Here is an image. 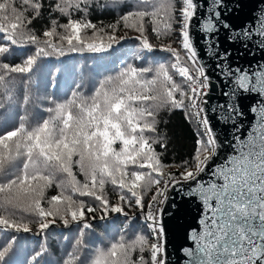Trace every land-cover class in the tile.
Segmentation results:
<instances>
[{"label": "snow or ice", "instance_id": "6c2138e0", "mask_svg": "<svg viewBox=\"0 0 264 264\" xmlns=\"http://www.w3.org/2000/svg\"><path fill=\"white\" fill-rule=\"evenodd\" d=\"M239 7L230 0H0V56L34 46L22 63L0 62V211L11 212L0 215V232L15 233L0 241V264H47V243L29 251L19 234L45 235L57 220L77 234L56 264H168L160 220L177 197L198 207L181 264H264V7L234 25ZM106 13L112 23H93ZM124 41L135 42L136 61L161 51L167 62L127 63L91 92L82 81L62 100L34 95L44 58L105 54ZM245 55L253 60L240 63ZM36 103L48 106L46 118L34 121ZM176 110L194 145L170 164L159 117ZM53 187L59 191L49 196ZM124 206L136 210L131 217ZM97 212L101 220L123 214L141 228L93 247L86 236Z\"/></svg>", "mask_w": 264, "mask_h": 264}, {"label": "trees", "instance_id": "16d2710c", "mask_svg": "<svg viewBox=\"0 0 264 264\" xmlns=\"http://www.w3.org/2000/svg\"><path fill=\"white\" fill-rule=\"evenodd\" d=\"M113 15H94L92 17L93 23L110 24L113 22ZM35 28L41 29L40 22H36ZM90 34V33H89ZM119 34H123L121 31ZM128 35H134L129 32ZM0 43H4L0 38ZM34 54V46L26 45L23 48L13 46L10 54L0 56V62H7L10 65L15 62H23L28 55ZM137 54V46L133 41H124L122 45H114L113 49L105 54H69L65 57H49L40 61V75L37 77V84L33 89L34 95L40 98L45 96L56 97L57 99H64L70 95L74 90L76 84L83 83L86 86V92H91L92 86L104 80L106 77L115 76L121 67L127 63H135L137 66H148L149 64H156L158 62H167L168 54L161 51H154L152 53H145L143 61H136L134 59ZM19 78V77H18ZM54 85V87H53ZM48 105L36 103L29 111L35 120H42L46 118L44 108ZM17 109V113H19ZM160 131L166 134L168 140L167 151L164 154V161L170 164H179L182 159L188 158L189 153L193 149L194 137L192 135V128L189 127L184 113L180 110L171 112H161L160 115ZM13 125H6L8 130H11ZM159 150V149H158ZM63 177L57 176V179ZM78 179H83L78 176ZM106 192L110 200L114 203L117 196L113 192V186L106 185ZM59 189L53 187L48 191V195L57 194ZM88 199V198H84ZM2 200V194H0ZM125 207V211L129 213V217L136 211L134 208ZM0 215H11V212L0 211ZM101 214L96 213V219L90 222L93 229L86 236V239L93 247H105L110 242H114L121 234L131 236L134 231L141 228L135 220L129 222L123 214L109 213L104 220L99 218ZM20 217V213L16 212V218ZM27 222V221H26ZM30 226L33 232H36L37 225L31 223ZM15 234L8 230L7 232H0V241L6 236ZM76 226L72 225L65 228L63 224L57 220L56 224L45 230V235H33L32 233H20L22 243L29 251L39 249L40 245L47 243L52 250V255L46 257L47 264H56V260L61 250L71 244L76 236ZM23 256L18 257L22 261Z\"/></svg>", "mask_w": 264, "mask_h": 264}, {"label": "water", "instance_id": "95a60500", "mask_svg": "<svg viewBox=\"0 0 264 264\" xmlns=\"http://www.w3.org/2000/svg\"><path fill=\"white\" fill-rule=\"evenodd\" d=\"M230 2L239 3V9L231 17L234 25H242L250 19L254 11L259 7H264L261 0H230ZM227 46V45H225ZM260 53H255V58L259 59ZM253 60V56L245 55L240 58V63H246ZM249 101H244L247 104ZM164 213L161 217V225L164 228V242L169 254L168 264H181L180 248L186 245V233L196 224L198 216L197 204L189 200H181L179 197L174 204L170 200L168 205L164 206Z\"/></svg>", "mask_w": 264, "mask_h": 264}, {"label": "built area", "instance_id": "2783aa9c", "mask_svg": "<svg viewBox=\"0 0 264 264\" xmlns=\"http://www.w3.org/2000/svg\"><path fill=\"white\" fill-rule=\"evenodd\" d=\"M160 223H161V220H160ZM162 241L164 242V236L162 235Z\"/></svg>", "mask_w": 264, "mask_h": 264}]
</instances>
